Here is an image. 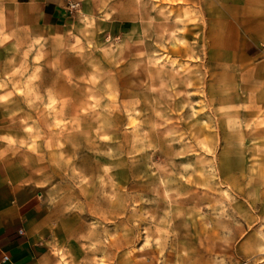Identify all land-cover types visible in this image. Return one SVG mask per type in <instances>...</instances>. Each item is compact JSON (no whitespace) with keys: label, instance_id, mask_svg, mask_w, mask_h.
<instances>
[{"label":"rangeland","instance_id":"obj_1","mask_svg":"<svg viewBox=\"0 0 264 264\" xmlns=\"http://www.w3.org/2000/svg\"><path fill=\"white\" fill-rule=\"evenodd\" d=\"M71 1L0 83L57 264H264V0Z\"/></svg>","mask_w":264,"mask_h":264},{"label":"crops","instance_id":"obj_2","mask_svg":"<svg viewBox=\"0 0 264 264\" xmlns=\"http://www.w3.org/2000/svg\"><path fill=\"white\" fill-rule=\"evenodd\" d=\"M246 9L251 0H235ZM68 0H0V83L9 69L12 50L18 54L31 48V54L41 49L65 47L73 26V14ZM243 9L244 25L254 21ZM255 18V17H254ZM120 20L114 29L121 28ZM247 33H257L249 28ZM21 56L18 61L20 63ZM264 64V59L259 65ZM5 92L0 88V96ZM4 107L0 100V264H57L53 242L65 239L50 205L52 186L31 178L28 170L9 155L3 136L9 135L4 122ZM7 260H3L4 256Z\"/></svg>","mask_w":264,"mask_h":264},{"label":"built area","instance_id":"obj_3","mask_svg":"<svg viewBox=\"0 0 264 264\" xmlns=\"http://www.w3.org/2000/svg\"><path fill=\"white\" fill-rule=\"evenodd\" d=\"M67 5H68V7H69L70 10L76 6V4H75L73 1H71V0H68ZM7 259H8V256L5 255V256L3 257V260L5 261V260H7Z\"/></svg>","mask_w":264,"mask_h":264}]
</instances>
